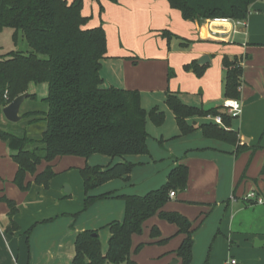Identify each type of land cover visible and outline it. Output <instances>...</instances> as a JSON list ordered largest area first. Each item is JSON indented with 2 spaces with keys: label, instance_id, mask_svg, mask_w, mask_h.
Instances as JSON below:
<instances>
[{
  "label": "crops",
  "instance_id": "0c3cea01",
  "mask_svg": "<svg viewBox=\"0 0 264 264\" xmlns=\"http://www.w3.org/2000/svg\"><path fill=\"white\" fill-rule=\"evenodd\" d=\"M105 4L103 21L89 22L90 28L102 25L107 34L108 57L101 70L103 87L139 91L146 111L158 108L164 113L162 130L169 123L172 136L165 137L167 134L163 133L159 141L152 138L148 120L150 156L130 157L137 166L128 180H113L90 193L115 196L91 207L88 213L92 217H86L88 221L82 226L73 218L85 200L83 180L80 182L75 172L80 174V169L87 165L108 167L121 160L94 155L89 159L64 156L52 163L43 162L37 174L51 166L57 176L46 188L36 184L35 176L28 174L25 183H30V188L23 191L15 182L18 165L12 157L14 152L0 136V264H73L75 240L80 232L98 230L123 219L125 202L118 201L116 196H144L161 188L179 164L189 168L188 187L177 193L164 211L178 212L192 222L193 257L200 240L210 241L221 230L252 233L262 244L258 248L264 247V202L246 200L247 195L254 193L264 201V0L252 5L248 19L242 24L223 20L186 21L166 0H119L116 4L111 1ZM165 30L191 41L190 47L182 48L177 39L168 43L162 36ZM204 56L210 62L202 77L185 70V66L195 61L200 65ZM236 56L246 57L240 98L243 111L231 122V129L238 132L240 145L259 147L255 152L245 150L238 156L237 146L205 139L201 129L178 137L176 118L166 104L171 93L189 106L205 110L223 106L228 101L224 98L223 59ZM172 72L174 75L170 77ZM36 91L37 87L31 89V93ZM32 106L23 109V105L21 115ZM210 121L212 117H196L188 123L201 126ZM8 124L0 115V125L7 128ZM244 175L246 178L242 180ZM75 192L78 198L72 199ZM7 200L13 201L18 209L12 220ZM244 209L260 216L255 217L260 229L251 232L243 218L235 219ZM11 221L18 230L7 231ZM154 227L160 230L159 239H169L166 243L156 244L159 239L151 238ZM109 238L108 229L105 241ZM185 238L184 234H178L175 225L156 215L144 224L141 235L132 237V260L137 264L174 261L180 264L177 251ZM140 244L144 248L134 253ZM101 248L104 254L108 250Z\"/></svg>",
  "mask_w": 264,
  "mask_h": 264
},
{
  "label": "trees",
  "instance_id": "16d2710c",
  "mask_svg": "<svg viewBox=\"0 0 264 264\" xmlns=\"http://www.w3.org/2000/svg\"><path fill=\"white\" fill-rule=\"evenodd\" d=\"M93 1L100 4L101 0ZM166 1L181 12L184 20L201 23L209 20L245 22L258 0ZM83 5L84 0H0V34L11 31L14 41L21 37L29 47L27 51L0 53V115L15 98L29 93L25 103L29 101L33 106L22 113V120H27L28 126L43 124L37 138L27 136V129L18 135L11 132V127L1 125L0 136L14 152L12 157L18 165L15 182L23 191L30 188V183H25L28 174L35 176L36 184L46 188L57 176L51 166L37 174L43 162L52 163L64 156L89 159L102 155L120 159L108 167L87 165L80 169L85 191L84 212L97 202L115 196L114 193L98 196L90 193L113 180H128L137 166L130 157L150 156L147 122L151 120L161 126L165 115L158 108L146 111L139 91L103 87L101 70L108 57L107 34L102 25L89 27L91 17L83 14ZM162 36L168 43L179 40L182 48L191 45V41L166 30L162 31ZM245 60L246 57L237 56L223 59L224 98L228 101L241 98ZM206 68L197 61L185 66L186 71L197 77H202ZM173 75L170 73V77ZM32 85H47V95L39 98L37 93H31ZM166 104L176 118L180 130L178 137L201 129L205 139L237 146V156L245 150L255 152L259 149L240 146L238 132L231 129L235 118L228 115L223 106L205 110L186 105L171 93L167 95ZM218 116L222 117L223 127L214 121L201 126L188 123L196 117ZM8 125L13 126L10 122ZM188 177L189 168L179 164L171 170L167 183L161 188L144 196H116L125 202V214L122 220H114L106 226L110 231L107 252H102L99 230L80 232L75 240L73 264H137L131 257L132 237L141 235L144 224L156 215L175 225L178 234L186 236L177 256L180 264H192L195 231L192 222L178 212L164 211L171 200L170 192L186 191ZM245 178L244 175L242 180ZM7 203L12 220L18 209L13 201L7 200ZM11 225L7 231L18 230L13 221ZM34 228L28 233L31 234ZM150 236L158 240L160 230L154 227ZM168 240L159 239L155 243L164 244ZM144 246L138 245L134 253H139Z\"/></svg>",
  "mask_w": 264,
  "mask_h": 264
},
{
  "label": "rangeland",
  "instance_id": "374dc122",
  "mask_svg": "<svg viewBox=\"0 0 264 264\" xmlns=\"http://www.w3.org/2000/svg\"><path fill=\"white\" fill-rule=\"evenodd\" d=\"M105 2L108 3L109 0H101L100 4L97 1L93 0H84L83 5V14L91 17L92 23H96L99 21H103L104 13H105ZM180 46V45H179ZM12 50L17 51H27L29 50V47L27 43L19 37L17 41H14L13 34L11 31H6L2 34H0V53H6ZM38 88V91L36 93L38 94V97H45L48 93V87L47 85H32L31 89ZM45 92L44 94H42ZM31 102H27L24 104L23 109L27 108L28 105H30ZM32 105V104H31ZM151 111V109H149ZM148 111V112H149ZM236 119V118H235ZM233 119L232 121H234ZM16 124H13V126L8 125V127H11V132L22 135L27 129V136H35L37 138L39 135H41V130L43 128L42 125H33L28 126L27 120H22L20 124L18 123V126H14ZM149 125V132H151L153 135H150L152 138L157 139L159 141L161 139V134H167L166 136H172L169 135V123L166 124V127L163 128L162 126H156L151 120L148 123ZM160 130H159V129ZM165 140V139H164ZM242 146V145H240ZM135 169V168H134ZM78 176V179L80 182H82V177L79 174V172H75ZM75 174V175H76ZM139 187V186H138ZM76 193V192H75ZM78 198L77 193L72 197V199ZM118 201H122V199L118 198ZM84 203L82 205V209L73 216L75 220H77V224L79 226H82L86 224L87 218L86 217H92V214H89L88 211H84ZM241 205V204H240ZM264 212V210H263ZM88 213V214H87ZM238 212L235 215V219L239 221L241 218L245 220V222L248 224V230L257 231V229H260L261 226L258 224L256 216V212L253 210H242V213ZM87 215V216H85ZM78 226V225H77ZM264 228V226L262 227ZM256 229V230H255ZM100 233V242L101 246L105 249V247H108V241H105L106 233H108V229L104 226L100 229H98ZM256 237L252 233H240V232H229V231H223L221 230L219 233H217L210 241L205 242L204 240H200L199 243L196 245L194 250V257H193V263L192 264H228L232 260L236 261L237 264H264V247L258 248L255 246L256 244ZM107 252V251H106Z\"/></svg>",
  "mask_w": 264,
  "mask_h": 264
},
{
  "label": "water",
  "instance_id": "95a60500",
  "mask_svg": "<svg viewBox=\"0 0 264 264\" xmlns=\"http://www.w3.org/2000/svg\"><path fill=\"white\" fill-rule=\"evenodd\" d=\"M209 62L210 58L208 56H204L199 60L200 65H206ZM28 97L29 93L22 94L3 109L2 114L8 122L18 124L22 121L21 108ZM261 245V242L257 240L255 246L260 247ZM173 264H176V261Z\"/></svg>",
  "mask_w": 264,
  "mask_h": 264
},
{
  "label": "built area",
  "instance_id": "2783aa9c",
  "mask_svg": "<svg viewBox=\"0 0 264 264\" xmlns=\"http://www.w3.org/2000/svg\"><path fill=\"white\" fill-rule=\"evenodd\" d=\"M223 21H230V20H223ZM238 24H242L244 22H239L237 21ZM223 107L226 109L228 115H230L231 117L233 118H238L241 114H242V111H243V106H242V103L240 102V100H230V101H226L223 105ZM212 120L222 126L223 125V120H222V117L221 116H218V117H214L212 118ZM176 194L174 191L170 192V198H175ZM246 200L247 201H256L257 203H260L262 204L264 201L262 198L260 197H257L256 194H249L246 196ZM228 264H237L236 261L232 260L231 262H229Z\"/></svg>",
  "mask_w": 264,
  "mask_h": 264
}]
</instances>
